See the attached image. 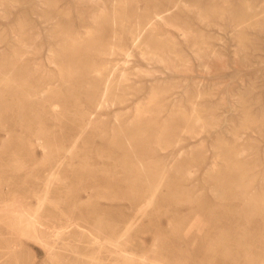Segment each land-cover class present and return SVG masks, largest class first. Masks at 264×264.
Returning <instances> with one entry per match:
<instances>
[{
  "label": "rangeland",
  "instance_id": "rangeland-1",
  "mask_svg": "<svg viewBox=\"0 0 264 264\" xmlns=\"http://www.w3.org/2000/svg\"><path fill=\"white\" fill-rule=\"evenodd\" d=\"M36 3L0 0V97L2 103L11 95L20 98L19 103L1 110L0 129L9 119L11 132L0 146V203L16 196L31 204L41 202L43 218L65 220L71 215L87 221H115L113 228H121L134 214L132 204L146 201L150 194L148 185L124 167L122 158L128 154L130 165L149 164L146 170L152 182L161 166L167 169L152 202L142 215L136 214L140 219L127 232L134 249L169 264H246L243 254L253 264H264V242L253 236L264 238V208L260 206L264 190V0H165L154 15L127 22L122 32H109L107 49L90 51L88 56L107 75L97 89L93 84L90 89L86 86L96 83L92 77H83V72L92 69L75 65L74 51L63 52L66 61L54 58V53L62 42L59 38L81 39L95 28V15L124 1L59 0V8L72 11L68 22L58 20V24L55 18L38 16L33 9ZM41 4L38 10L43 14ZM81 11L85 16H79ZM63 22L69 36L53 34L57 38L51 39L50 30ZM114 34L119 37L114 39ZM19 37L28 41L26 50ZM119 38L123 43L116 41ZM155 39L163 49L156 47ZM51 48L55 50L50 52ZM34 56L39 58L33 60ZM60 69L70 83L83 79L84 87L80 90L69 81L62 82ZM29 76L30 84L24 89L38 87L35 99L43 100L45 106L21 91L20 79ZM105 79L111 80L108 97L118 93L121 101L101 102ZM58 82L59 94L48 93L46 88ZM154 93L156 103L149 111L147 103ZM49 100L58 103L59 111L49 114ZM145 109L135 120L138 110ZM193 112L200 113L199 118ZM83 119L92 122L79 130ZM142 131L144 139L136 136L132 146L122 145L121 140L129 136L126 132ZM158 137L169 144L158 147ZM47 138L50 144L45 151L40 142ZM242 162L244 178L233 165ZM49 174L52 183H62L64 189L51 187L47 197L40 199ZM76 194L83 201L74 207ZM100 204L120 205L124 215L112 217ZM30 234L8 213L0 212V264H87L92 246L84 241L72 240V250L54 243L57 254L49 255L48 246ZM110 264L144 263L134 258Z\"/></svg>",
  "mask_w": 264,
  "mask_h": 264
},
{
  "label": "bare ground",
  "instance_id": "bare-ground-1",
  "mask_svg": "<svg viewBox=\"0 0 264 264\" xmlns=\"http://www.w3.org/2000/svg\"><path fill=\"white\" fill-rule=\"evenodd\" d=\"M5 0H3L4 2ZM11 1V0H10ZM35 3L37 1V5L33 8L35 9L34 12H36V14H38V16H44V18L47 20V19H54L55 18V21L57 24L60 22L58 20H63L64 22H68V20L66 19H69V16L71 15V11L70 9L68 8H59V0H34ZM124 3L122 4H113V8L112 10H104V11H100L97 15H95L96 19H94V22H97V24H95V28L91 31H88V33L86 35H84V37H82L81 39H76V38H73V39H69V40H64L63 38H59V39H62L61 43H60V47L57 48V52L54 53V58H58L59 60H62L64 59L63 56H65V52L67 51H74V55H77V63H74L75 65L77 66H90L91 67V71L89 72H83V77L84 78H88V77H92L94 79V81H96V83H88L86 86L89 87V89L91 88V85L93 84L96 89L98 87V85L100 84L101 82V78L103 79V77H105L106 75V71L104 72L103 70L97 68V63H95V61L92 59V57L88 56L89 53L91 54V50L95 47H99V48H106V44L108 43L106 41V36H109L107 35L109 32H113V33H119V32H122L124 26H126V24H128L127 22L129 21H132V20H138L139 18H141L142 16H145V17H150L152 14L154 15L156 12H157V8H158V4H161V3H164L165 0H123ZM143 2V4L141 5L140 2ZM208 2H213L215 3V1L217 0H207ZM15 3V1H14ZM12 2L13 5H17V4H14ZM41 3H46L44 4L45 6H42ZM120 3V2H119ZM41 4L43 8V14L39 12L38 10V5ZM112 4V3H111ZM227 5V4H226ZM112 6V5H110ZM160 6V5H159ZM216 5H214L215 7ZM194 7V6H193ZM247 7V6H246ZM218 8V7H217ZM32 9V10H33ZM40 9V8H39ZM111 9V8H110ZM219 10V9H218ZM247 10V9H246ZM182 11V10H181ZM7 12V11H6ZM26 12V11H25ZM85 12L81 11L80 12V15L79 16H85L84 15ZM216 13V12H215ZM214 13V14H215ZM210 14V12H209ZM261 15V14H260ZM10 16V14H9ZM154 17V16H153ZM256 18V17H255ZM258 18V17H257ZM19 19V17H18ZM248 19V18H247ZM259 19V18H258ZM257 19V20H258ZM25 20V19H24ZM40 20V18H39ZM256 20V21H257ZM53 22V23H54ZM63 22V23H64ZM245 23V22H244ZM249 23V22H248ZM148 24V23H147ZM242 24V23H241ZM251 24V23H250ZM33 25V24H31ZM30 25V26H31ZM37 25V24H36ZM36 25H35V29H36ZM39 25V24H38ZM41 25V24H40ZM49 25V24H48ZM154 25V24H153ZM247 25V24H245ZM15 26V25H14ZM21 26V25H20ZM54 26V25H53ZM56 26V25H55ZM82 26V25H81ZM150 26V25H149ZM148 26V27H149ZM19 27V25H18ZM24 27V26H23ZM32 27V26H31ZM49 27V26H48ZM157 27V26H156ZM254 27V26H253ZM252 27V28H253ZM12 28V27H11ZM17 28V26H16ZM21 28V27H20ZM41 28V27H39ZM85 28V27H84ZM137 28V27H135ZM159 28V27H158ZM235 28V27H234ZM19 29V28H17ZM42 29V28H41ZM53 29V28H52ZM83 29V28H82ZM142 29V28H141ZM150 28H148L149 30ZM21 30L24 31V29L22 28ZM32 30V29H31ZM36 30H39V29H36ZM84 30V29H83ZM236 30V29H235ZM154 31V30H153ZM156 31V29H155ZM28 32L30 33V31L28 30ZM35 32V31H34ZM51 32V33H50ZM49 32V35L51 34V36L53 34H56L58 35L57 37H60L61 35H68L70 34V31H69V28H68V25H66L64 23L63 26L61 25H58V28L56 27V29H53V30H50ZM151 32V31H150ZM235 32V31H234ZM27 33V32H26ZM33 33V32H32ZM21 34V33H20ZM34 34V33H33ZM60 34V35H59ZM122 34V33H121ZM138 34V33H137ZM155 34V33H154ZM19 35V34H18ZM23 35V34H22ZM28 35V34H27ZM48 35V36H49ZM142 35V34H141ZM151 35V34H149ZM153 35V34H152ZM40 36V35H39ZM47 36V35H46ZM55 36V35H54ZM123 36V35H122ZM154 36V35H153ZM152 36V37H153ZM157 36V35H156ZM29 37V36H27ZM38 37V36H37ZM50 37V36H49ZM56 37V38H57ZM63 37V36H62ZM114 39L118 38L119 36L117 34H114ZM135 37V36H134ZM14 38V36L12 37ZM17 38V37H16ZM16 38H14L13 40L17 41ZM20 40L22 41L23 43V48H25L26 50V47H27V44H28V41H26L24 38H21L19 37ZM51 39L52 38H55V37H50ZM55 38V39H56ZM69 38V37H68ZM67 38V39H68ZM140 38V37H138ZM200 38V37H199ZM50 39V40H51ZM238 39V38H237ZM19 40V39H18ZM46 40V39H45ZM108 40V39H107ZM133 40V39H132ZM197 40V39H196ZM215 40V39H214ZM248 40V39H246ZM47 41V40H46ZM58 41V40H56ZM109 41V40H108ZM115 41V40H114ZM118 43L120 41V43H123L121 42V39L119 38L118 40H116ZM154 41V40H153ZM157 40L155 39V42ZM163 41V40H162ZM173 41V40H172ZM243 41V40H242ZM107 42V43H106ZM112 42V40H111ZM133 42V41H132ZM241 42V41H239ZM249 42V41H248ZM18 43V42H17ZM50 43V42H49ZM55 43V42H54ZM158 44L159 41H157ZM165 43V42H164ZM163 43V44H164ZM21 44V43H20ZM51 44V43H50ZM53 44V42H52ZM156 47H158L159 49L162 48L163 49V46H162V43L160 45H158ZM240 44V43H239ZM250 44V43H249ZM18 46V44H16ZM37 45V44H35ZM59 45V44H58ZM120 45V44H119ZM167 46V44H165ZM2 46V45H1ZM16 46V47H17ZM53 46V45H52ZM57 46V45H56ZM241 46V45H240ZM55 47V46H54ZM122 47V46H121ZM155 47V48H156ZM168 48V47H167ZM170 48V47H169ZM10 49V48H9ZM28 49V48H27ZM107 49V48H106ZM112 49V47H111ZM136 49V48H135ZM161 49V50H162ZM209 49V48H208ZM13 50V48H12ZM18 50V48H17ZM20 50V48H19ZM30 50V49H28ZM35 50H37V48H35ZM52 50L54 51V49L51 48L50 52H52ZM113 50V49H112ZM140 50V49H139ZM160 50V52H161ZM165 50V49H164ZM214 50V49H213ZM14 51V50H13ZM32 51V49H31ZM166 51V50H165ZM21 52V51H20ZM27 52V51H26ZM36 52V51H35ZM64 52V53H63ZM102 52V51H101ZM105 52V51H104ZM158 52V51H157ZM156 52V53H157ZM158 52V53H160ZM22 54H24L25 52L22 51L21 52ZM20 53V54H21ZM61 53V54H60ZM103 53V52H102ZM154 53V52H153ZM17 54V53H16ZM39 54V53H38ZM51 54V53H50ZM70 54V53H69ZM165 54V53H164ZM172 54V53H171ZM34 55V54H33ZM40 55V54H39ZM98 55L100 56V53H98ZM127 55V54H126ZM157 55V54H155ZM173 55V54H172ZM13 56V55H12ZM24 56V55H22ZM48 56V55H47ZM53 56V53L52 55ZM132 56V55H131ZM149 56V55H148ZM177 56V55H175ZM15 57V56H14ZM27 57V56H26ZM25 57V58H26ZM104 57V56H103ZM159 57V56H158ZM29 58V57H28ZM39 58L38 56H34L33 60ZM50 58V57H49ZM95 58V57H94ZM109 58V57H108ZM132 58V57H131ZM180 58V57H179ZM14 59V58H13ZM31 59V58H30ZM48 59V58H47ZM133 59V58H132ZM6 60V59H5ZM49 60V59H48ZM57 60V59H55ZM66 61V59H64ZM97 60V59H96ZM103 60V59H102ZM105 60V59H104ZM144 60V59H143ZM27 62V61H26ZM182 62V61H181ZM30 63V62H29ZM54 63V62H53ZM112 63V62H111ZM62 64H65V63H62ZM61 64V65H62ZM69 64V63H68ZM67 64V65H68ZM102 64V63H100ZM122 64V63H121ZM114 66V65H113ZM206 66V65H205ZM119 67V66H118ZM37 68H38V64H36V69H35V72H37ZM108 68V67H107ZM74 69V68H73ZM68 70V69H67ZM71 70V69H69ZM113 71V70H112ZM134 71V70H133ZM66 72V71H65ZM74 73V72H73ZM147 73V72H146ZM50 74V73H49ZM70 74V72H69ZM108 74V72H107ZM19 75V74H18ZM23 75V74H22ZM51 75V74H50ZM65 75H68V74H64V72L62 71V69L59 70V76L61 77V79L63 80L62 82H68L69 81V78L67 79L65 77ZM10 76V75H9ZM21 76V75H20ZM37 76V75H36ZM43 76V74H42ZM48 76V75H47ZM107 76V75H106ZM111 77V74L109 75ZM108 76V78H109ZM121 75H119L120 77ZM32 77V76H31ZM29 78L30 76L26 79V77L24 78H21L20 81H19V86L20 88H23L21 89V91L25 92L26 94L25 95H30L32 96V98L34 97L35 98H39V90H38V87H34L31 91L27 90V89H24V86L27 87L28 84H30L29 82ZM35 73H34V79H35ZM51 78H52V75H51ZM54 78V77H53ZM112 78V77H111ZM115 78V77H114ZM113 78V79H114ZM11 79V78H10ZM39 79V78H38ZM44 79V78H43ZM110 79V78H109ZM13 80V79H12ZM83 80V79H82ZM81 79L79 78H76L72 83H69L70 85H74V87H76L77 89H82L84 86H82V84L84 82H82ZM108 79H105L104 80V88L103 91H102V99H101V102L103 103H107L109 101V99L111 100V102H118V100L121 101L122 97H120L118 95V93H113L112 94V97H108V94L111 93V89H110V81L109 83H107ZM131 80V79H129ZM15 81V80H14ZM115 81V80H114ZM113 81V82H114ZM103 82V80H102ZM121 81L117 82V83H120ZM14 83V82H13ZM116 83V82H115ZM123 83V82H122ZM102 85V83H101ZM125 85V84H124ZM48 86V85H47ZM52 86V85H51ZM113 86V84H112ZM138 86V84H137ZM30 87V86H29ZM118 87V86H116ZM115 87H113L114 89ZM60 89H61V85L58 83H55L54 86L52 87H48L46 88L47 92L49 93L51 91L50 94H59L60 92ZM124 89V88H123ZM133 89V88H132ZM87 92H88V89L86 88ZM85 90V91H86ZM43 91V90H42ZM110 91V92H109ZM44 92V91H43ZM114 92V91H112ZM125 92V91H124ZM45 93V92H44ZM54 94V96H55ZM61 95V94H60ZM87 95V94H86ZM95 95V94H94ZM44 96V95H43ZM51 96V95H50ZM48 97V99H52L51 97ZM111 96V95H109ZM237 96V95H236ZM240 96V95H239ZM91 97V96H89ZM202 97V96H201ZM17 96L16 95H11L10 97H8L7 99V103H2V99L0 97V120L1 119V110H4L5 111L7 109H9L11 106L10 104H16V103H19L20 101V98L19 99H16ZM28 98V97H27ZM65 98V97H64ZM88 98V97H87ZM121 98V99H120ZM239 98V97H238ZM31 99V98H30ZM159 99H162L159 97ZM246 99V98H245ZM10 100H13L15 102H12L10 103ZM37 102H39L37 99H35ZM197 100V99H195ZM45 102H43V100H41V103L39 102L40 105H43L45 106L44 104ZM156 103V94L154 93L153 95H150V98L148 100V103H147V107L148 110L150 109L151 105L152 104H155ZM164 104V103H163ZM163 104L161 106H163ZM47 105H48V112L49 114H52V113H55L57 111H59V107H57L58 103L55 101V100H49V102H47ZM74 106V105H73ZM80 106V105H79ZM78 106V107H79ZM99 106V105H98ZM77 107V108H78ZM155 107V106H154ZM175 107V106H174ZM160 108V107H158ZM165 108V107H164ZM173 108V107H172ZM143 109V108H142ZM147 109L145 110H138V113H137V119L135 120H139L140 119V114L143 113L144 111H146ZM147 110V111H148ZM161 111L163 109H160ZM176 110V109H175ZM194 110V109H192ZM202 110V109H201ZM238 110V109H237ZM150 111V110H149ZM183 111V109H182ZM181 112V111H179ZM63 113V112H62ZM145 113V112H144ZM153 113V112H152ZM157 113V112H156ZM162 113V112H160ZM183 113V112H182ZM194 113V112H193ZM3 114V113H2ZM59 114V113H58ZM136 114V113H135ZM195 115H193L196 119L199 118V114L200 113H194ZM55 115V114H53ZM158 115V114H157ZM162 115V114H161ZM156 116V115H155ZM181 116H184L186 117V115H182ZM85 117L87 118V116L85 115ZM89 117V116H88ZM92 117V116H91ZM134 117V116H133ZM66 118V117H65ZM155 118V117H154ZM160 118V117H159ZM194 118V119H195ZM142 119V117H141ZM150 119V118H149ZM193 119V121H195ZM202 119V118H200ZM263 119V118H262ZM133 120V119H132ZM181 120V119H180ZM183 120H185L183 118ZM190 120V119H189ZM198 121V120H197ZM210 121V120H209ZM91 120L90 119H83L81 121V123L79 124L80 125V129H83L85 128L86 126H88L89 124H91ZM156 122V121H155ZM181 122V121H180ZM196 122V121H195ZM201 122V121H200ZM205 122V121H204ZM10 123L11 121L9 119L6 120V122H3V124L1 125V128L0 131L2 130L3 131V135L1 136L0 138V146H3L5 142H7V138L11 132V128H10ZM142 123V121H139L138 124ZM245 123V122H244ZM188 124V123H187ZM202 124V123H201ZM132 125V124H131ZM135 125V124H134ZM126 126V125H125ZM141 126V125H140ZM254 126V125H253ZM133 127V126H132ZM131 127V129H132ZM211 128V127H210ZM177 131V130H176ZM21 132V130H20ZM1 133V132H0ZM80 133V132H79ZM129 136L128 138H125L123 140H121V143L123 146H127L130 147L132 146L133 142H134V139L136 138V136H140L142 139L143 136H144V132H132V133H129V132H126ZM183 133V132H182ZM125 134V133H123ZM35 137L38 136L37 134H34ZM233 135V134H232ZM126 136V135H125ZM43 138H46V137H43ZM9 139V138H8ZM42 139V137H41ZM46 140V139H45ZM49 139L47 138V141L45 142H40L41 144V147L43 148V150L46 151V149L48 148V144H50V142L48 141ZM77 141V140H75ZM140 141V140H138ZM247 141V140H246ZM248 142V141H247ZM54 143V142H53ZM135 143V142H134ZM156 143L158 144V147L160 148H163V147H166L167 144H169V140H166V139H161V138H157L156 139ZM180 143V142H179ZM173 144V143H172ZM176 144V143H175ZM13 145V144H12ZM239 150V149H238ZM44 151V153H45ZM241 151V150H240ZM238 152V151H237ZM232 155V154H230ZM264 155V154H263ZM236 156V155H235ZM255 158V157H254ZM123 162H124V167L132 174H134L133 176L135 177V179H138L139 181L141 182H144L148 185L149 189H150V194L146 197V201L144 200H137L135 204H132V210L133 208H135L134 211V214L130 217V218H127L123 224V226L121 228H113V224L114 222H105L101 219H98V220H94V221H87V220H83V219H79L77 218L76 216H68L65 220H55V219H49L48 217L46 218H43V216L41 215L40 213V208H41V202H37V203H28V202H25L23 201L20 197H12L9 201H5L3 203H0V212H5V213H8L11 217H12V221H14L15 223H17L20 228L22 227V229L24 230H27V231H30V235H32L35 239H38L39 241L43 242V244L47 245L48 246V254L49 255H53V254H57L55 253L56 251H53V246L55 245L54 243H59L61 242V247H63L65 250H72L71 247V243H72V240L73 241H84L85 243H87L88 245H91L92 249L91 251L88 253V261H87V264H110L111 261H116L118 262L119 260L120 261H126V260H129V259H136V260H139L141 262H143L144 264H169L166 260H163V259H159L157 257H155L154 255H150L149 253L147 252H139L137 251L136 249H134L131 245V243L129 244L128 242V236H127V232L130 230V227L131 225H134L139 219L137 218L136 214L138 212H140L139 214L142 215L141 213L142 212H145L146 209L148 208L149 204L152 202L155 194L158 192L157 190H159L160 188V184H162V179L165 178L164 176H166V172H167V169L164 167V166H161L159 172H158V175H157V180L155 182H152V178L150 176V174L148 173V171L146 170V168H149V164H147L145 161H142L140 163H136V164H128L127 162L130 161V156L128 154H126L123 158ZM223 159V158H222ZM221 159V160H222ZM228 159V158H226ZM239 159H241L239 157ZM230 160V159H229ZM242 160V159H241ZM232 161V160H231ZM243 161V160H242ZM243 163V162H242ZM245 163V162H244ZM244 163L243 164H233L235 165V169L237 170L238 174L240 173L242 175V177L244 178L245 176L243 174H246V167L244 166ZM250 163V162H249ZM254 163V162H253ZM264 163V162H263ZM246 164H247V161H246ZM151 165V164H150ZM257 165V164H256ZM170 166V165H169ZM255 166V165H254ZM174 167V166H173ZM202 167V166H200ZM231 167V166H230ZM225 168V167H224ZM227 168V167H226ZM233 168V167H232ZM252 168V166H251ZM260 168V167H259ZM258 168V169H259ZM256 170V168L254 169V171ZM179 171V170H178ZM183 171V170H182ZM177 172V170H176ZM174 172V173H176ZM250 172V171H249ZM182 173V172H181ZM129 174V173H128ZM169 174V173H168ZM258 174V173H257ZM52 176H50V174L48 175V177L43 181V188H42V192H41V195L39 196L40 199H45L47 197V193L48 191H50L49 189H57L58 191H61L62 189H64L62 183H55L53 184L52 182ZM54 177V176H53ZM136 180V181H138ZM263 180V179H261ZM162 182V183H161ZM233 182V180H232ZM249 182V181H248ZM247 183V182H246ZM53 184V185H52ZM222 184V183H221ZM254 184V183H253ZM261 186V185H260ZM225 187V186H224ZM66 188V187H65ZM211 189V187H210ZM215 189V188H214ZM233 190V189H232ZM236 191V190H235ZM262 191V190H261ZM218 192V191H217ZM232 192V191H231ZM201 193V192H200ZM263 195L261 197V202H260V206L262 208H264V190H263ZM253 196V195H252ZM116 197V196H114ZM125 197V196H124ZM129 198V197H127ZM119 200V198H118ZM130 200V199H128ZM255 200H258L255 199ZM83 201V198L82 196H78L77 194L74 195L73 197V205L74 207H77V204L82 202ZM253 201V200H252ZM158 202V201H157ZM241 202V201H240ZM256 202V201H254ZM258 204V203H257ZM116 206L114 205H107V204H100V208L103 209L105 211L106 214L108 215H111L112 217H118V216H123L124 213H122L120 211V209L118 208L120 205H117L115 204ZM256 205V204H255ZM131 207V206H130ZM247 207V206H245ZM244 207V209H245ZM254 209V208H252ZM256 209V208H255ZM246 210V209H245ZM259 210V209H258ZM264 210V209H263ZM133 211H130V212H133ZM244 211V210H243ZM262 212V211H261ZM252 213H255L254 211ZM258 213V212H256ZM255 213V214H256ZM254 214V215H255ZM139 215V217H140ZM228 217V216H227ZM258 217V216H257ZM225 218V217H223ZM229 218V217H228ZM251 218V217H250ZM254 218V217H253ZM222 219V217H221ZM226 220V219H224ZM261 221V220H260ZM226 222H229V220H226ZM254 222V221H253ZM257 222V221H256ZM263 222V221H262ZM252 223V221H251ZM256 224V223H255ZM254 224V225H255ZM259 224V223H258ZM92 225V226H90ZM105 225L107 226V228L105 227ZM259 227V225L257 226ZM106 228V229H105ZM260 228V227H259ZM256 234V233H255ZM261 234H264L261 233ZM253 236H257L256 239H258V242H264V238H260V234H257V235H254ZM264 236V235H262ZM177 238V237H176ZM155 243H153L154 245ZM155 246V245H154ZM156 248V247H155ZM55 249V247H54ZM150 250L152 252H154L155 250L152 248H150ZM102 251H104L105 253L102 255L100 254ZM65 252V251H64ZM71 252V251H70ZM69 253V252H68ZM242 254V253H241ZM68 256V255H67ZM64 257V255H63ZM66 258V257H65ZM70 258V257H69ZM68 258V259H69ZM243 258L245 259V262L246 264H253V261L251 259H248L249 257H247L245 254H243L241 256V259H242V263H243ZM248 262H247V261ZM70 261V260H69ZM263 262H264V259H263Z\"/></svg>",
  "mask_w": 264,
  "mask_h": 264
}]
</instances>
